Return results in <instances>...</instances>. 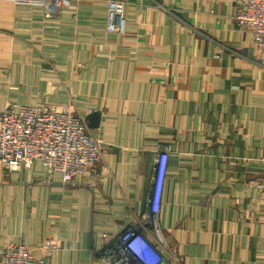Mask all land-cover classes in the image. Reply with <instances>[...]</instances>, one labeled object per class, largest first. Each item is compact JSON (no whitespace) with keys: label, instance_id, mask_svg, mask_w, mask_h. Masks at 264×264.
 Masks as SVG:
<instances>
[{"label":"crops","instance_id":"1","mask_svg":"<svg viewBox=\"0 0 264 264\" xmlns=\"http://www.w3.org/2000/svg\"><path fill=\"white\" fill-rule=\"evenodd\" d=\"M108 1L47 14L0 0V113L70 106L104 152L67 185L39 160L0 164V257L16 242L41 264H105L98 251L149 210L167 150L165 256L264 264V63L240 0H123V32L107 30Z\"/></svg>","mask_w":264,"mask_h":264},{"label":"built area","instance_id":"2","mask_svg":"<svg viewBox=\"0 0 264 264\" xmlns=\"http://www.w3.org/2000/svg\"><path fill=\"white\" fill-rule=\"evenodd\" d=\"M38 3L47 14L69 7L73 2L93 0H15ZM126 3L108 1V32H123ZM239 27L248 28L264 63V0H240L235 15ZM103 146L89 131L85 119L72 107L8 105L0 113V164L8 171H20L34 161H42L48 177L61 173L65 185L90 171L97 174L103 158ZM169 152L156 159V175L147 198L146 211L130 223L115 242L98 251L105 264H180L181 258L169 260L160 249L162 234L157 221L168 170ZM264 195V181L259 185ZM151 227L154 240L144 229ZM0 264H41L26 245L11 242L0 257Z\"/></svg>","mask_w":264,"mask_h":264}]
</instances>
